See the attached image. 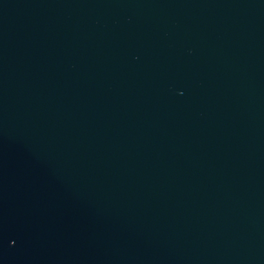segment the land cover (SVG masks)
<instances>
[{
	"label": "water",
	"instance_id": "obj_1",
	"mask_svg": "<svg viewBox=\"0 0 264 264\" xmlns=\"http://www.w3.org/2000/svg\"><path fill=\"white\" fill-rule=\"evenodd\" d=\"M0 264H264V0H0Z\"/></svg>",
	"mask_w": 264,
	"mask_h": 264
}]
</instances>
